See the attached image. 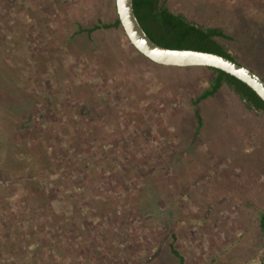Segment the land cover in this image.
<instances>
[{"label": "rangeland", "instance_id": "rangeland-1", "mask_svg": "<svg viewBox=\"0 0 264 264\" xmlns=\"http://www.w3.org/2000/svg\"><path fill=\"white\" fill-rule=\"evenodd\" d=\"M55 1L0 0V264H177L171 241L183 264H258L264 115L223 90L199 105L196 132L190 99L211 72L154 65L120 29L75 34L77 25L111 22L114 0ZM166 5L200 25L231 27L236 13L253 12L252 0ZM253 41L254 49L235 43L230 52L264 66V30ZM29 93L53 107L42 114L37 104L43 120L36 115V131L16 140L11 107ZM88 146L89 157L102 154L92 173L103 172L93 187L82 173L84 193L78 155ZM114 157L123 173L108 174Z\"/></svg>", "mask_w": 264, "mask_h": 264}, {"label": "trees", "instance_id": "trees-1", "mask_svg": "<svg viewBox=\"0 0 264 264\" xmlns=\"http://www.w3.org/2000/svg\"><path fill=\"white\" fill-rule=\"evenodd\" d=\"M8 1H11L13 3L15 2V0H8ZM167 1L168 0H132L133 14L137 22L139 23L145 34L154 43L170 49H192V50L218 54L220 56L233 60L236 63L245 66L246 68H249L264 81V76L260 74L261 71H264V66L261 64L260 61L252 62L253 57H250V60L242 59L243 61H241L240 59H238V51H237L238 49L233 48L234 51L232 52H230L231 49H229L230 46L231 47L235 46V43L236 46L243 44L245 48L251 47L250 49H254L255 41L253 40L255 39L256 35H258L259 32H263L264 30V24H260L264 22L258 19V14L261 15L264 14L262 4H260L261 8L258 9L259 1L261 0H252L253 12L250 10L247 11L245 9L244 10L245 13L241 11L236 13L235 14L236 18L234 17L235 23L231 27L228 24H226L224 20L223 22L211 21L207 23V25L205 24L200 25L198 23H195L194 21H190L187 19L186 15L183 12L171 11L166 5ZM55 3L60 6L61 2L59 3L58 0V3L56 1ZM44 5H49V3ZM230 8L231 7L229 6V9ZM112 10H113L114 18L111 22L102 23L100 20H97L90 27H83L81 25H77L75 34L84 33L88 38H90L91 34L94 31H97L101 28L120 29L121 32L123 33L115 12L114 2L112 3ZM211 13L213 14L216 12L213 10L211 11ZM216 14L218 16H221L223 12L217 11ZM236 28L241 29V31L238 30L239 32H241L239 38H237V35L234 32ZM245 29L251 33L244 34L243 31ZM126 41L128 42L127 39ZM130 47L134 50L135 53H137L139 56H142L131 45ZM244 57L245 55L241 56V58ZM149 62L153 63L151 61ZM168 68L176 69L178 67H168ZM180 68L189 69L191 67H180ZM200 68L205 69L211 73L210 76H208L207 82L205 83L204 87L200 90V93L196 97L190 99V105L192 107L191 110L196 123V132L202 126V120L199 113V105L203 101L214 97L217 93L223 90H225L228 93L230 100L231 98H234L236 101L242 103L243 106L250 112H259L260 114L264 115V102L244 83L240 82L236 78L218 69L209 68V67H200ZM9 71H11V68L8 66L6 73H10ZM1 73L2 71L0 70V76ZM11 78L12 77H9L7 82L4 81L2 83L6 89L9 85L13 86V81ZM23 101H25L24 106L22 105L21 107L18 106L11 107V110H13L17 116H20V118L19 119L16 118L15 121H12V125H11L12 129H10L14 134L12 138L22 141L24 139V136H29V134L32 133V130L33 132L36 131V128L38 127L37 125L40 124L37 123L36 125V123H34L36 117L38 116L39 118L38 121L43 120L42 118H40L41 115L39 114L38 111L37 113H35L36 112L35 108L37 107V104L38 105L41 103L45 104L46 109L42 110V114H44L47 111H50L53 107L52 100H49V98L47 97H44V99L40 98V96L38 97L35 93L33 94V96L30 95L29 93L28 96H26ZM26 108L27 110L24 112V109ZM80 112L81 114L89 115V113L85 110L84 111L82 110ZM88 150H90L89 146L88 149L87 147L83 149L82 153L79 151L80 154L78 155L79 167L81 168V171L82 170L83 171L82 172L78 171L80 172L79 178L81 180H79V182L76 183V187L77 189H79L81 192L84 193L89 192L88 189L90 188H89V179L87 177L83 178L82 173L84 175L85 173L90 174L91 176L90 178L93 179V183H91L90 186L93 187L95 183L101 184L102 182L101 173L103 172V169L98 170L94 167L92 173L91 169L94 164L93 163L94 158L97 159L96 157L97 153L99 157H101L102 154H100L99 152H95L94 157L93 156L89 157ZM46 153H48L47 149H46ZM112 161L114 162L115 167L114 170L112 169H110L109 171L107 170V172H109L108 174L112 173L113 175H116L118 174L117 172H119V169L121 170V172L119 173H123L122 172L123 166L121 165L120 161L118 162L116 157H114ZM150 171H148L147 174H151ZM39 190H40L39 193L41 192L42 201L38 204L41 207H46L47 197L45 194V190H42L41 188ZM112 195H115V193H110V194L108 193L104 202L107 201L108 203L110 202V200H114L115 198H112L111 197ZM69 196L70 195H68V198H71V196L70 197ZM85 196L87 195L85 194ZM111 207L112 206H110V208ZM113 210L115 209L113 208ZM57 220H61V218ZM259 229L262 233V237H261V242H262L264 236V214L259 215ZM173 239L174 238L172 236V240ZM168 247L170 253H172V255L177 259V264H183V258L174 249L173 241L169 243ZM260 264H262L261 258H260Z\"/></svg>", "mask_w": 264, "mask_h": 264}, {"label": "water", "instance_id": "water-1", "mask_svg": "<svg viewBox=\"0 0 264 264\" xmlns=\"http://www.w3.org/2000/svg\"><path fill=\"white\" fill-rule=\"evenodd\" d=\"M114 5L120 27L129 44L149 61L170 67L218 69L244 83L264 102V81L249 68L210 52L162 47L154 43L142 30L133 14L132 0H114ZM261 263L264 264V236Z\"/></svg>", "mask_w": 264, "mask_h": 264}, {"label": "flooded vegetation", "instance_id": "flooded-vegetation-1", "mask_svg": "<svg viewBox=\"0 0 264 264\" xmlns=\"http://www.w3.org/2000/svg\"><path fill=\"white\" fill-rule=\"evenodd\" d=\"M260 258H261V257H259V263H258V264H260Z\"/></svg>", "mask_w": 264, "mask_h": 264}]
</instances>
